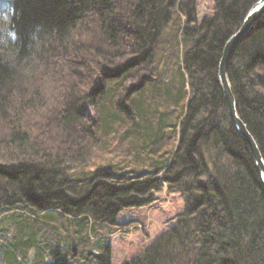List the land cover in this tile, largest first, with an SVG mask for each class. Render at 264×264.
I'll return each instance as SVG.
<instances>
[{"label":"trees","instance_id":"trees-1","mask_svg":"<svg viewBox=\"0 0 264 264\" xmlns=\"http://www.w3.org/2000/svg\"><path fill=\"white\" fill-rule=\"evenodd\" d=\"M257 1L214 0L197 22L180 0H0V264H22L31 248L32 264H111L99 226L164 187L184 209L123 264H264V189L218 79ZM73 60L92 83L74 70L68 96L55 65ZM228 76L264 157V14ZM46 82L58 86L48 114Z\"/></svg>","mask_w":264,"mask_h":264},{"label":"rangeland","instance_id":"rangeland-1","mask_svg":"<svg viewBox=\"0 0 264 264\" xmlns=\"http://www.w3.org/2000/svg\"><path fill=\"white\" fill-rule=\"evenodd\" d=\"M184 2V4H190L195 11V18L197 22H200L204 17L211 16L214 12V0H180ZM182 21L185 19V13H182L181 17ZM88 35L86 30L78 31V33H74L73 36L70 37L71 40H78L82 35ZM83 38V36H82ZM76 59V57H75ZM77 61V59H76ZM67 66V67H66ZM74 67V68H73ZM55 68L58 73L63 77L64 85L65 81L68 82V96H75L76 93L71 90L72 87L77 86L76 81H71L70 78L72 74H74V70L76 75L80 78H86V87H88V83H92L90 79V74L84 71V68H81L80 65H77L76 62L71 61L70 64H61V67L56 66ZM80 68V69H79ZM71 70V72H70ZM80 71V72H79ZM82 72V73H81ZM85 72V73H84ZM81 81V79L79 80ZM66 82V83H67ZM47 83V82H46ZM130 83L127 82V85ZM57 86V84L55 83ZM52 85L51 82L47 83V92L44 93L42 101V108H44V112L48 114L55 107V102H53L52 93L55 92L56 87ZM67 85V84H66ZM58 87V86H57ZM52 92V93H51ZM82 94V93H80ZM67 95V93H66ZM51 100V101H50ZM26 105V104H25ZM56 110V107H55ZM87 112H92V107H88ZM106 158H111L110 155H107ZM105 158V159H106ZM126 160V159H125ZM101 161L98 159L96 162ZM113 161H121V165L123 164V159L121 157L115 156ZM184 209V198L183 196L176 191H169L164 187L162 190L158 191L157 199L146 206L127 209L122 211L117 217V223L112 225H104L99 226V232L101 233V237L98 239H103L102 244H106V246L110 249V259L111 264H123V262L138 254L145 246L152 243L157 237L164 232L166 229L170 228V225L175 223V216L177 213L181 212ZM6 213H0V226L5 222ZM45 219V218H44ZM50 220V218H46ZM53 228H58L62 230L60 227H63L61 224H54ZM71 227V225L69 226ZM72 228V227H71ZM75 229V228H74ZM19 232V228L17 227L14 231ZM104 231V232H102ZM98 232V233H99ZM34 232H27L28 235H32ZM105 233V234H104ZM107 234V235H106ZM96 238H92L94 240ZM8 241V240H7ZM4 242L5 245H8V242ZM3 243L0 242V252L2 253ZM103 247H99L96 245V250H100ZM47 251V250H46ZM49 252V251H47ZM0 253V262L2 259V255ZM35 255V249L31 248L28 254V260L23 262L22 264H32V258ZM58 259V256L53 254L52 256L46 255L45 261L47 264H53ZM6 264H8L6 262Z\"/></svg>","mask_w":264,"mask_h":264},{"label":"water","instance_id":"water-1","mask_svg":"<svg viewBox=\"0 0 264 264\" xmlns=\"http://www.w3.org/2000/svg\"><path fill=\"white\" fill-rule=\"evenodd\" d=\"M263 14H264V0H258L248 11L239 30L235 34H233L226 42L222 52V56L219 61L218 79L226 99L228 112L230 114L232 122L236 127V129L239 131V133L242 135V137L245 138V140L248 142L252 150L264 189V157L262 155V152L258 146L256 139L249 131L246 123L242 120V118L238 113L236 98L233 93L228 76V64L231 58V53L233 48L235 47L236 43L261 18Z\"/></svg>","mask_w":264,"mask_h":264},{"label":"bare ground","instance_id":"bare-ground-1","mask_svg":"<svg viewBox=\"0 0 264 264\" xmlns=\"http://www.w3.org/2000/svg\"><path fill=\"white\" fill-rule=\"evenodd\" d=\"M245 17H246V16H245ZM244 19H245V18H244ZM243 21H244V20H243ZM242 23H243V22H242ZM241 25H242V24H241ZM241 25H240V27H241ZM240 27H239V28H240ZM239 28H238L233 34H235V33L239 30ZM233 34H232V35H233ZM232 35H231V36H232Z\"/></svg>","mask_w":264,"mask_h":264}]
</instances>
